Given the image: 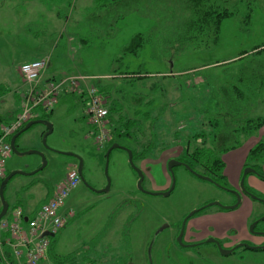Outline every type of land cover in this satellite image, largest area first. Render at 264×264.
<instances>
[{
  "label": "rangeland",
  "instance_id": "1",
  "mask_svg": "<svg viewBox=\"0 0 264 264\" xmlns=\"http://www.w3.org/2000/svg\"><path fill=\"white\" fill-rule=\"evenodd\" d=\"M118 1L0 0V117L9 116L2 124L6 125L11 115L21 110V93L26 87L20 82L18 67L27 59L47 55L50 73L56 78L89 77L86 86L106 87L128 118L138 121L135 139L121 138L117 142L137 151L155 143L147 160L133 163L144 175L142 188L160 193L171 186L166 165L178 153V147L186 140L201 147V140L194 141L192 137L195 133L206 135L205 142L214 138L213 122L209 121L224 105L218 104V96L224 98L235 92L252 95L249 103L238 105L243 110L239 120L264 118V49L254 51L264 45V0H225L235 14L221 21L218 44L211 51L194 53L186 51L188 44L183 42L185 30L189 33L184 26L185 20L191 18L185 8H190L189 1L171 0L169 8L161 0ZM155 7L162 8L161 12L147 15ZM82 11L94 14L91 22H87V14L83 16L86 21L78 28L85 39L69 40L73 32L78 35ZM247 14L250 18L245 24ZM89 25L95 26L97 33L89 31ZM137 34L147 39L145 48L138 56L123 55V49ZM132 71H146L152 76L130 86L123 74ZM170 71L182 74L172 75ZM175 77L178 80L172 79ZM192 84L194 88H185ZM261 84L262 88L257 89ZM126 93L145 95L146 100L139 106L127 103L122 99ZM150 100L151 104L144 106ZM82 115L77 94L60 96L46 114L52 131L45 143L42 136L46 127L36 124L19 138L18 152H12L5 163L7 174H28L42 165L40 155L45 159L43 171L33 176L16 175L6 188L9 211L19 203L25 213L31 214L50 197L47 190L52 193L68 171L77 166V160L68 155L81 159L84 183L80 182L65 202L66 213L72 212L73 217L54 238H49L53 255L70 257L74 264H264V250L239 248L223 256L206 242L199 249H183L182 241L192 239L191 230L198 226V240L216 237L226 250L249 237V222L264 209L255 204L254 217L249 221L244 206L235 210L206 207L187 220L179 243L177 233L184 216L210 203L229 204L225 191L195 179L182 167L175 168V188L168 197L145 194L137 187L138 177L128 163L127 153L115 149L109 157L108 193L92 192L89 187L100 191L107 184L106 147L97 150ZM112 128L109 125V131ZM175 133L179 134L176 140ZM250 136L252 146L264 141V125ZM239 137L243 141L244 136ZM161 148L166 150L161 152ZM23 149L33 154L21 156L19 151ZM234 177L231 173L227 184L230 188ZM215 226L221 227L217 228L218 234L213 232ZM259 228H264V223ZM5 238L7 234L0 231V255ZM39 264L53 263L48 256Z\"/></svg>",
  "mask_w": 264,
  "mask_h": 264
},
{
  "label": "trees",
  "instance_id": "2",
  "mask_svg": "<svg viewBox=\"0 0 264 264\" xmlns=\"http://www.w3.org/2000/svg\"><path fill=\"white\" fill-rule=\"evenodd\" d=\"M118 1V0H115ZM190 2L189 7H185L191 14L190 21L185 20L184 26H186L189 33L185 30L183 35L184 44H188L185 47L186 51L201 52V51H211L218 44L219 41V26L223 19L232 17L235 13L230 12L227 8L228 1L225 0H186ZM185 1V2H186ZM181 13H184L181 10ZM250 14L246 15V22H248ZM146 40L144 35L137 34L133 36L129 42V44L123 49V55H132L138 56L139 53L145 48ZM190 45V46H189ZM264 49V45L260 47L254 48V51L259 52V50ZM121 58V57H120ZM129 74V75H128ZM150 75L146 71H135L134 73H124L123 78L129 82L130 86H133L134 81H142L147 78H150ZM169 76V75H168ZM178 80L175 78H172ZM219 83L216 85L218 87ZM263 84H261L257 89H261ZM158 88L159 86H155ZM194 88L193 84L185 86V88ZM236 90V88H234ZM99 94L107 103L108 108V123L113 128L110 130L111 132V140L106 145L104 150L105 152L113 145L118 144V139H129L130 141L134 140L133 134L138 130L135 129L138 121L131 120L128 118L127 114L123 112V107L121 103L115 99H111L109 96L108 89L106 87H101L98 89ZM216 93V91H215ZM214 93V95H215ZM217 94V93H216ZM255 96V95H254ZM216 97V96H215ZM256 97V96H255ZM134 98V99H133ZM252 95H243L235 92L231 96H225L221 98L218 96L216 99L218 100L219 105H223L222 111L214 116V119L209 121L213 122L212 130L214 138L205 142L203 137H206L203 133H195L192 137L195 139L194 141L201 140V147L191 145L190 140H186L184 145L178 147L179 151L174 157H178L180 161H184L191 169H196L197 167H203V175H206L209 178L214 179L216 182H221L225 180L223 171H224V162L221 159L223 153L230 152L239 147V141L237 140L238 136H246L250 137L251 134L258 132L260 128L264 125V118L257 117L254 119H241L239 117L242 114L243 110L238 105H244L249 103ZM125 102L135 105H141L142 101L146 100V96H138L131 93L123 94L122 98ZM184 100V99H181ZM134 102V103H133ZM151 104V100L147 101L144 106H149ZM249 111V110H247ZM222 112V113H221ZM138 114V111H136ZM147 114H145V117ZM9 116L0 117V124L6 122ZM39 120L49 122L47 116L40 118ZM218 122V123H217ZM22 130V129H21ZM20 130V131H21ZM140 130V129H139ZM19 131V132H20ZM18 132V133H19ZM22 135V134H21ZM20 135V136H21ZM179 134L175 133L174 138H178ZM120 145V144H119ZM192 146V147H191ZM155 149V143L147 144L143 147L142 150L137 151L130 149L132 152V160L135 161H144L149 158L151 152ZM166 149L161 148L160 151L163 152ZM251 153L255 154V157H258L260 153L263 155L264 159V141H259L253 148ZM5 179V178H4ZM2 179V181L4 180ZM0 182V184L2 183ZM11 181V180H10ZM9 183V182H8ZM7 183V185H8ZM7 185L3 189V195L5 196ZM48 189V188H47ZM47 195H51V189L47 190ZM47 200V199H46ZM45 200V201H46ZM44 201V202H45ZM42 202L41 204H43ZM39 205V207L41 206ZM21 206L22 204L16 203L14 207ZM54 238V237H53ZM2 248L5 255V259L3 262H9L10 264H15L13 258L8 253V248L4 244V240H2ZM48 256L53 264H74L72 258H59L52 254V244L49 242L48 248Z\"/></svg>",
  "mask_w": 264,
  "mask_h": 264
},
{
  "label": "built area",
  "instance_id": "3",
  "mask_svg": "<svg viewBox=\"0 0 264 264\" xmlns=\"http://www.w3.org/2000/svg\"><path fill=\"white\" fill-rule=\"evenodd\" d=\"M47 65L48 59L41 58L23 63L17 69L20 82L26 89L21 93L20 112L8 124L0 127V182L5 176L6 160L12 152L10 138L28 122L51 112L62 95L77 94L80 98L89 126L88 136L97 150L102 151L111 139L106 101L95 87L85 85V81L90 78L77 76L43 82ZM78 184L79 176L74 169L58 183L51 197L32 214L27 215L21 207H14L1 218L0 231L7 234L4 244L17 264H39L46 260L49 238L44 235L58 234L69 218L73 217L72 212L66 213L63 208Z\"/></svg>",
  "mask_w": 264,
  "mask_h": 264
},
{
  "label": "flooded vegetation",
  "instance_id": "4",
  "mask_svg": "<svg viewBox=\"0 0 264 264\" xmlns=\"http://www.w3.org/2000/svg\"><path fill=\"white\" fill-rule=\"evenodd\" d=\"M243 141H240V137H237V140L242 143L243 145H239L238 148H236L235 150H232L230 152H233L234 157H233V163L231 166V171L232 174H234V182H233V188H230L228 184V179L226 177V175L223 173L224 175V179L221 182H216L214 179L209 178L211 181L207 182L204 181L200 178L197 177V175H201L203 177H207L206 175H203V171L204 168L203 167H197L196 169H191L186 162L184 161H180L178 159V157H174V158H170L168 160V162L170 160H175L180 162V166L178 167H182L185 171H187L191 176H193L195 179L209 183L210 185H212L215 188H218L222 191H225L228 194V202L229 204H227V206H223L219 203L221 206L223 207H230V206H234L236 205L235 209H238L241 206H244V209L247 211V218L249 221L251 220L252 216L254 217V215H252L254 213V206L255 204L260 205V207H262L264 209V159H263V155L262 153H260V155L258 157H255V154L251 153L252 148L259 142L254 143V145L252 146L249 138L250 137H242ZM18 148V145H17ZM26 150H20V153L25 152ZM229 152L223 153L221 156V159L223 158V156L227 155ZM223 161V160H222ZM167 162V163H168ZM185 166L189 167V170L186 169ZM176 168V167H175ZM175 168H173V173L175 172ZM225 164H224V170H225ZM166 169H167V165H166ZM168 172V171H167ZM224 172V171H223ZM169 173V172H168ZM169 176L171 177L170 173ZM175 176V174H174ZM259 181L260 183H263V185H259L257 182ZM176 181V179H175ZM171 183H172V178H171ZM226 183V184H225ZM230 188V189H229ZM168 190V189H167ZM171 194V193H170ZM207 205L205 206H201L197 210V212L195 214H198L199 212H201L202 210H204L206 208ZM218 207V206H217ZM221 209H223L222 207H219ZM232 209V210H235ZM225 210V209H224ZM193 211V210H192ZM191 211V212H192ZM190 212V213H191ZM194 214V215H195ZM187 217L184 216L181 224H180V229L177 233V237L180 233V230L183 229L184 230V226H183V221L184 219ZM264 213L260 214L257 218H255L254 220L250 221L248 224L249 227V237L248 238H243L239 243H237L236 245H232L226 248V250H232L231 254L235 252V250L239 249V248H235L236 246L243 244V245H248L249 247H264V228H259V225L261 223H264ZM189 219V218H188ZM187 219V220H188ZM186 220V222H187ZM185 222V223H186ZM255 223L253 232L250 231V227L251 225ZM167 227V226H166ZM217 228H221L220 226H215V230L213 231L214 233L218 234L219 230H217ZM195 231L191 230V238L188 242H184L182 241V247L183 249H191V248H200L203 244L209 243L207 241L212 240L211 244L214 245L215 249L217 251L218 247L217 244H219V246L224 249L220 243V240L215 238H210L208 240H198L197 239V230L199 229L198 226H196ZM184 234H182L183 236ZM182 238V237H181ZM195 239V240H194ZM175 240V239H174ZM206 242V243H205ZM241 249H248L245 247H240ZM250 250V249H249ZM260 250V249H259ZM10 255V254H9ZM1 256V255H0ZM1 258L4 260L5 259V255L3 252V255L1 256ZM0 258V264H10L9 262H3L2 259ZM12 258V257H11Z\"/></svg>",
  "mask_w": 264,
  "mask_h": 264
},
{
  "label": "water",
  "instance_id": "5",
  "mask_svg": "<svg viewBox=\"0 0 264 264\" xmlns=\"http://www.w3.org/2000/svg\"><path fill=\"white\" fill-rule=\"evenodd\" d=\"M44 124L45 127H46V133L43 134L42 136V142L45 143L46 141V138L47 136L51 133L52 131V126L49 122L47 121H42V120H39V121H32V122H29L26 124V126L17 134L13 135L12 138L10 139V146H11V149H12V152L14 153H17V146L15 145L17 139L20 137L21 134L25 133L26 131H28L31 127H33L34 125L36 124ZM115 149H119V150H123L127 153V156H128V163L131 167V169L136 173L137 177H138V181H137V187L138 189L142 192V193H145V194H149V195H162L164 197H168L170 195V193L174 190L175 188V176H174V173H173V168L175 167H178L180 166V162L178 161H175V160H170L168 163H167V171L170 173L171 175V178H172V183H171V186L170 188L165 191V192H160V193H151V192H147L145 191L143 188H142V183H143V180H144V175L142 173V171L138 168H136V166L134 165L133 163V160H132V152L125 148V147H122L118 144H113L105 153V164H104V175L106 177V181H107V184H106V187L100 191H97V190H94L93 188L89 187V189L94 192V193H97V194H105V193H108L109 191V188H110V179L108 177V164H109V157H110V154L113 150ZM19 154L21 156H24V155H30V154H33V152H29V151H25L23 153H20ZM41 158H42V165L34 172L32 173H24L22 171H13L11 173H9L7 175V177L2 181V183L0 184V203H1V211H0V219L5 216L7 210H8V204L6 203L5 201V197L3 195V189L4 187L7 185V183L13 178L15 177L16 175H26V176H33L41 171L44 170V168L46 167V161L45 159L43 158L42 155H40ZM74 159H76L78 161V165H77V173L81 179V182L84 183V178H83V175H82V168H83V163L81 161V159H79L77 156H74V155H68ZM187 170H189V167L188 166H185ZM190 171V170H189ZM198 178L204 180V181H207V182H210L211 180L208 178V177H203L201 175H197ZM210 206H218V207H222L223 209L225 210H232V209H235L236 208V205L234 206H230V207H223L221 206L219 203L217 202H214V203H210L208 204L206 207H210ZM197 212V210H194L192 211L191 213H189L187 215V217L184 219L183 221V226L186 222V220L190 217H192L195 213ZM264 219V218H262ZM24 221H27L26 219H24ZM254 226H255V223H253L250 227V231L253 232V229H254ZM182 234H183V229L180 230V233L177 237V241L179 243H181V237H182ZM45 235H49L48 233H46ZM51 236V235H50ZM209 243L212 242V240H209L207 241ZM217 247H218V250L219 252L221 253V255L223 256H227L229 254H231L232 250H224L222 249L219 244H217ZM240 247H245V248H248L252 251H256V250H264V247H249L248 245H243V244H240L238 246H236L235 248H240Z\"/></svg>",
  "mask_w": 264,
  "mask_h": 264
},
{
  "label": "crops",
  "instance_id": "6",
  "mask_svg": "<svg viewBox=\"0 0 264 264\" xmlns=\"http://www.w3.org/2000/svg\"><path fill=\"white\" fill-rule=\"evenodd\" d=\"M124 0H119L118 2L119 3H122ZM165 5H166V7H170V3H171V0H161ZM117 2V3H118ZM162 6V5H161ZM157 8L155 7L153 10H151L150 12H147V15H151V16H156V14L159 12H161V9L162 8H160V9H158V10H156ZM160 10V11H159ZM80 12V11H79ZM83 13H85V14H83V13H79V18H78V23H77V32H78V28L79 27H81L83 24V21H86V20H84V19H82V17L83 16H85L86 14V16H87V19H88V21L87 22H89L90 20H92L93 19V16H94V14H93V12L92 11H87V12H85V11H82ZM96 15V14H95ZM81 17V18H80ZM91 22V21H90ZM94 26V25H93ZM89 29H91V30H89V31H91V32H94V33H97L96 31H97V29H96V27L94 26V27H92V25H89ZM81 30V29H80ZM79 30V32H78V35L76 34V33H74L73 32V34H72V36H69L68 37V39L69 40H75V39H79V41H82L81 39H85V34L84 33H81V31ZM78 37V38H77ZM43 57H48V60L50 59V57L49 56H42V57H39V58H32V59H27L26 61H24V62H22V64L23 63H25V62H30V61H33V60H37V59H40V58H43ZM133 72V71H132ZM132 72H130V73H132ZM170 73L172 74V75H178V74H182V72H172V71H170ZM64 77H70V76H64ZM64 77H60V78H56L53 74H51L50 73V65H49V62H48V66H47V68H46V70H45V72H44V74H43V80H44V82H47V81H49V80H58V79H61V78H64ZM16 115L15 114H12L11 115V120L15 117ZM81 119H83V117L81 118ZM251 137L252 136H250V138L249 139H251ZM254 140H256V141H258L259 140V138H257V139H255L254 138ZM250 141V140H249ZM233 157H234V154H232V155H230V153H228L227 155H225V156H223V158H222V160H223V162H224V164H225V170H224V174L226 175V177H227V179H228V181H229V179H230V174L232 173V171H231V166H232V159H233ZM75 167V166H74ZM234 182V181H233Z\"/></svg>",
  "mask_w": 264,
  "mask_h": 264
}]
</instances>
